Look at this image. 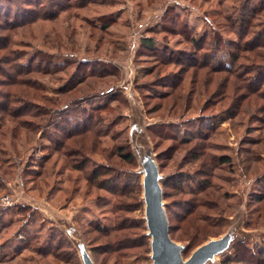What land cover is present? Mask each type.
Masks as SVG:
<instances>
[{
  "label": "rangeland",
  "instance_id": "obj_1",
  "mask_svg": "<svg viewBox=\"0 0 264 264\" xmlns=\"http://www.w3.org/2000/svg\"><path fill=\"white\" fill-rule=\"evenodd\" d=\"M68 1L60 0L64 7L58 10L55 5L57 13L53 10L49 18L42 14L48 0L31 5L32 13L17 18L11 31L0 30L10 37L9 50L2 53H24L25 64L36 55L32 65L40 71L23 77L38 85V91L31 92L38 94L36 105L41 109L59 110L73 98L91 93L95 96L89 105L107 107L98 112L101 120H96L92 133L64 141V146L59 142L65 134L57 135L41 118L23 126L18 121L24 118L0 119V197L10 195L14 201L0 206V264H154L144 188L148 177L161 188V205L174 227L169 235L183 261L210 245L214 250L201 264H264V199H258L264 193V98L260 92L249 94L246 80L253 77L252 83H261L255 76L257 67L264 66V46L256 47L262 57L242 52L230 78L239 85L236 94L224 84L228 72L212 74L208 68L187 64L182 68L164 49L201 67V62H214L215 50L209 49L213 46L235 50L237 43L241 48L247 41L264 43V9L247 27L241 23L247 0H98L72 5ZM22 2L1 3L24 11ZM251 2L246 5L264 7L261 0ZM171 6L183 18H175L168 10ZM0 23L5 24L1 17ZM143 36L152 37L163 54L141 47ZM192 37H205L204 47L194 45ZM220 55L229 61L227 50ZM87 61L109 67L97 63L87 68ZM11 65H0V72H15ZM182 75L184 86L178 89L182 96L169 97L170 81ZM74 83L79 89L65 92ZM241 93L250 96L240 100ZM55 112L51 117L59 115ZM167 121L177 124L175 139L159 136L152 128ZM201 123L211 125L203 132L207 133L203 142L191 132ZM77 139L88 146L87 152H77ZM200 143L205 149L197 146ZM118 144L134 159L118 157ZM192 147L203 155L195 158L189 152ZM222 155L232 162L220 164ZM85 159L83 170L77 169L75 163ZM93 169L100 175L93 178ZM106 169L122 178L109 180V174H101ZM178 171L211 185L197 194L164 185ZM113 186L116 194L109 190ZM196 203L215 226H201L192 236L194 229L185 230L186 224L179 221ZM7 207L11 208L4 213ZM119 222L123 228L114 229ZM20 240L23 244H17ZM243 244L256 258L235 260V255L244 258Z\"/></svg>",
  "mask_w": 264,
  "mask_h": 264
},
{
  "label": "trees",
  "instance_id": "obj_2",
  "mask_svg": "<svg viewBox=\"0 0 264 264\" xmlns=\"http://www.w3.org/2000/svg\"><path fill=\"white\" fill-rule=\"evenodd\" d=\"M3 1H9V0H0V17L3 18L5 24L0 23V30L4 31H11V29H13L16 25H17V18H25L26 15H29L32 13L33 9H31L32 7H30L33 4H37L40 3L39 5H43L44 3L43 0H23V4L25 7L24 11H21V8H16L13 9L12 7H6L5 5H2L4 3H1ZM39 1V2H38ZM86 1H98V0H69L68 3L72 4H79L81 2H86ZM252 0H247V4L251 5L253 2H251ZM49 3H51L50 5H48L49 3L45 4L44 6L45 9L44 11H42V14H45L43 17L44 18H49L48 14L49 13H53V10L55 13H57V10L55 9V5L59 6L60 4V0H55L53 2V0H48ZM263 0H261V4L264 5ZM246 3L244 4L248 10L244 9L243 10V14L246 15H242V24H246L247 27L251 26V22H252V18L255 14H257L258 11H260L262 8L264 9V7H261L260 5L257 7L255 5L253 6H249L246 5ZM16 4H18V2H16ZM2 5V6H1ZM243 5V6H244ZM60 9H62V7L64 6H59ZM176 7H169V12H171L172 14H174L173 16L175 18H183L182 15L179 14V11H177V9H175ZM247 13H249L247 15ZM17 15V16H16ZM22 16V17H19ZM31 19H33L34 17H29ZM28 22L27 20H23ZM162 26H166L165 24H163ZM168 27V26H167ZM190 31V30H189ZM247 32V31H245ZM189 33V32H188ZM205 38V37H204ZM203 38V39H204ZM241 38V36L239 37V39ZM202 39V40H203ZM221 39V38H220ZM191 42L194 45H197V47L199 45H201V47H204L203 45H205V43H201L204 42L201 39L198 38H191L190 39ZM201 40V41H200ZM10 42V37L9 34L6 33V35L2 34V32H0V65L4 64V63H12L13 65H11V68L15 71V72H8V73H4V72H0V88L2 86H5L6 90L4 89H0V119H6V116H12L11 118H16V120H18V118H24V121H18L20 122L19 124H21V126H23V124L26 122H33L32 118H41L43 119V121H45V124H50L49 128L50 130L53 129V131H55V133L58 134H65L64 135V139L65 140H61L59 143H61V145L64 146V141H68L73 137L76 136H88V134L93 132V128L95 127V122L96 120H101L100 115L98 114V112H100L101 109H104L107 107V105H97V106H91L89 105V101H91L92 98H94V94H89V95H79L76 98H73L72 100L68 101L66 104H62L60 106L61 109H55L53 110L52 108H45V109H41V106L38 107L36 104V100L39 99L38 94L31 92L34 90L38 91V85L34 84L36 83L35 81H32L31 79H26L23 76L26 74H29L31 72L34 71H40V69H36L34 68L32 64L35 63L36 61V55L34 57H32L31 59H28L27 62L28 64H25L26 62L24 61L25 58V54L21 53V52H14V51H9L8 53H2V52H6L7 50H9L8 47V43ZM220 42H222L220 40ZM240 43H237L235 50L232 48L230 49H226V48H222L221 46H213V48H209L210 50H215V55H214V62L212 60L209 61H204L201 62L203 63L201 67L197 66V64H195L194 61H187L185 62L182 57H174L173 56V52L171 50H169V48H164L166 50V53L168 54V58L171 60H177L176 62L179 63L180 66H183L182 68L185 67V65H189L190 67L193 68H208V70L210 69L213 73H219V72H228V76L226 77V81H224V84L226 87H230L232 86L233 89V93L236 94L235 89L234 88H239V85H236V83L230 78L234 77V72L233 70L236 68V65L239 61L240 58L243 57L242 52H254L255 53V57H262L263 53L261 54L259 51H256V47L258 46H264V43L259 42L256 43L255 45H251V41H247L246 44H244V47L241 48V45L239 46ZM140 46L142 47H146V48H150L152 50H154L155 53L158 54H163L164 49H160L155 47L154 44V39L152 37H146L143 36ZM207 49V48H206ZM208 50V49H207ZM227 50V55L229 57V61H227L225 59V57H221L220 54L225 53ZM24 54V55H23ZM11 55V56H10ZM47 57V54H45ZM247 56V55H246ZM38 57V55H37ZM42 57V61L44 62H48L49 60ZM51 57V56H50ZM254 57V56H253ZM247 58V57H246ZM50 60L52 61V57L50 58ZM53 62V61H52ZM68 62V61H67ZM97 63H102L100 61H91L86 64V66H88L87 68H89V65L94 66ZM105 67H107V64L102 63ZM28 65V66H27ZM59 65L58 63H55V66ZM82 65L81 64L78 65V70H80V67ZM186 65V66H187ZM257 65V64H256ZM33 67V68H32ZM42 67V66H41ZM109 67V66H108ZM107 67V68H108ZM255 67V66H253ZM40 68V67H39ZM106 68V70H107ZM259 70L256 74L255 77H259L260 82L258 84H254L252 83V79H255L253 77L246 79L247 80V90H249L250 92H248L249 94H255L256 92H260L262 98H264V66L263 67H257ZM0 69L2 70V68L0 67ZM183 70V69H182ZM77 71H74L73 73V77L75 76L74 74H77ZM250 70L246 71L249 72ZM91 74V73H90ZM206 78V75L204 76ZM237 78H240L239 76ZM185 81V76H178L177 80L175 81H170L171 82V87L170 90L168 91V96L169 97H173V98H177V97H181L183 92L178 91V89H181L184 85ZM212 83V82H211ZM37 85V86H35ZM245 85H242V87H244ZM77 84L74 83V85H70L69 89H65V92H69V91H76L77 90ZM39 89L41 90V87H39ZM79 89V88H78ZM64 90V89H62ZM182 90V89H181ZM263 92V93H262ZM224 96L227 95L226 91L223 93ZM181 95V96H180ZM239 96V95H237ZM248 96L250 95H244V93H241V95L239 96V99H247ZM40 98H44L43 96H41ZM238 99V100H239ZM24 100V101H23ZM28 102H27V101ZM235 98H232V101L234 102ZM20 102V103H17ZM233 102H231V104L233 105ZM23 103V104H21ZM11 104V105H10ZM12 104H20L18 105V107H15L14 109H10ZM36 106V107H34ZM41 109V111H39ZM13 110V111H12ZM2 111V112H1ZM52 111H56L55 113H59V115H57L55 118H53V116L51 117V112ZM43 116V117H42ZM31 117V118H30ZM48 118V119H47ZM23 120V119H22ZM200 122V121H199ZM206 122V121H205ZM66 125V126H65ZM176 126L177 124L172 122V121H167V122H161L158 123L157 125H155L153 128L154 131H156L157 133H159V136L163 133L166 136L169 135L170 138L175 139L177 137V133H176ZM211 127V125H208L207 123H201L199 125H197V127L195 128V130H191V132L195 135V140L196 139H200V142H203V140L206 139V134H203V132H207L206 128ZM207 128V129H208ZM210 129V128H209ZM107 130V129H106ZM189 130V129H188ZM104 133V132H103ZM100 135V134H99ZM63 141V142H62ZM74 142L77 143V145H75V148L77 150V152H87L88 146H86L83 142H80L75 140ZM187 142V143H186ZM189 142L191 143L192 140L190 141H182L183 144H189ZM60 145V144H59ZM202 146L201 148H204V145H202V143H200L199 145L197 144V146ZM117 151H118V157H120L123 160L126 161H131L134 159V154L131 151H127L126 147L122 144H118L117 146ZM74 148V147H73ZM194 148V147H192ZM197 148H194L193 150H191L190 148V153L194 154L195 158H198L199 156H202L203 153H199L196 154V150ZM202 149H198V150H202ZM205 149V148H204ZM76 152V153H77ZM160 155L158 154V157ZM88 161V159H85L83 161L82 164L79 165V163H75L76 164V168L83 170L82 167L85 166V163ZM220 164H225L228 163L230 164L231 159L228 155H222L220 157ZM206 164V163H205ZM75 166V165H74ZM109 166V165H108ZM108 168V167H107ZM94 171V175L93 178L96 177V175H100V172L96 169H93ZM101 174H109V180H114L117 181L119 179L122 178V174L121 173H117V172H113L110 173L107 169L105 170L104 173ZM204 174H201V176H203ZM171 178L170 179H166L164 180V185H170V186H174V185H178V187H180V189L183 192L186 193H191V194H197V193H201L204 192V190L207 188V186H210V183H206L205 185V181H202L201 179H198L196 176L192 175L191 173H186L185 171H178L175 172L173 175H170ZM261 179V178H260ZM259 180V179H258ZM123 184L126 187L127 186V179L124 178L123 180ZM124 187H122L121 190H123ZM109 190L112 191L113 194L117 193L116 190V186H113L112 188H109ZM259 200H263L264 199V193H261L258 196ZM197 206H201V203H196L195 205H193L191 208H189L184 214L183 216H181V219L179 222H183L185 223V230L188 229L189 227L194 229V233H192L191 235L194 236L196 235L200 229H202L201 226H208V227H212L215 226V224H212L209 220V218L206 215H203L199 210H197ZM11 207H7L5 208L3 211H5L4 213H7V210L10 209ZM22 209L26 208V207H22ZM29 208V207H28ZM12 217H10L9 221L11 220ZM170 229L169 232L172 235V229L174 228L173 225H169ZM123 227L120 226V222L117 223V225L115 226L114 229L119 230ZM99 229L102 230V227L100 226ZM113 229V230H114ZM145 229V228H144ZM187 236H190V232L186 231ZM145 236L147 237V235L145 234ZM191 236V237H192ZM23 244L22 240L18 241L17 244ZM245 247V254H244V258L240 257L239 255H235V260L236 261H243L246 258H256V255L254 254L253 250L243 244ZM263 250L261 252L264 253V248L261 249ZM258 254V255H261Z\"/></svg>",
  "mask_w": 264,
  "mask_h": 264
},
{
  "label": "water",
  "instance_id": "obj_3",
  "mask_svg": "<svg viewBox=\"0 0 264 264\" xmlns=\"http://www.w3.org/2000/svg\"><path fill=\"white\" fill-rule=\"evenodd\" d=\"M144 184L154 264H201L206 255L214 249L210 245H204L198 248L189 260L183 261L178 245L169 235L170 226L161 205L162 193L157 180L148 177Z\"/></svg>",
  "mask_w": 264,
  "mask_h": 264
},
{
  "label": "built area",
  "instance_id": "obj_4",
  "mask_svg": "<svg viewBox=\"0 0 264 264\" xmlns=\"http://www.w3.org/2000/svg\"><path fill=\"white\" fill-rule=\"evenodd\" d=\"M135 41H133L134 43ZM14 201L13 199L10 197V195H3L0 197V206H5V205H10L12 204Z\"/></svg>",
  "mask_w": 264,
  "mask_h": 264
}]
</instances>
